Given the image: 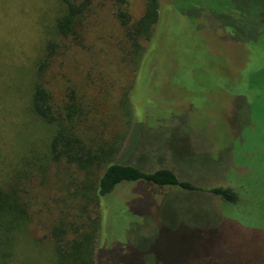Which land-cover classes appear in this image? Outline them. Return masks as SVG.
<instances>
[{"label": "rangeland", "instance_id": "rangeland-1", "mask_svg": "<svg viewBox=\"0 0 264 264\" xmlns=\"http://www.w3.org/2000/svg\"><path fill=\"white\" fill-rule=\"evenodd\" d=\"M146 2L127 0L133 21ZM61 3L0 0V186L22 173L33 217L8 264H53V226L85 231L93 219L96 264H264V0H158L157 27L138 56L113 3L96 0L82 43L58 40L43 83L61 109L75 92V132L93 148L126 133L116 160L172 169L193 187L124 182L86 212L74 197L86 175L45 168L52 131L30 107Z\"/></svg>", "mask_w": 264, "mask_h": 264}, {"label": "trees", "instance_id": "trees-1", "mask_svg": "<svg viewBox=\"0 0 264 264\" xmlns=\"http://www.w3.org/2000/svg\"><path fill=\"white\" fill-rule=\"evenodd\" d=\"M95 1L61 0L62 13L55 24V35L58 39L52 38L47 42L37 64V78L31 88L30 107L34 116L48 125L52 131L45 158L48 159L43 163L45 168L60 163L69 167L75 165L86 175L87 178L79 180L80 183L75 181L74 190V197L81 201L80 210L83 212L88 211L93 204L97 205L99 197L110 195L124 182L145 181L158 186L192 189V185L179 180L172 169L144 172L133 164L116 160L126 133L119 136L114 143L93 148L75 132L73 126L75 117L81 113L75 92L68 94V102L61 109L55 106L51 93L45 87L43 80L46 71L51 66L54 56L64 47L58 40L82 43L85 17ZM107 1L113 3L115 16L125 30V36L133 47L134 55L138 56L143 49L141 41L151 39L157 27L160 18L158 0H147L145 11L137 21L131 18L127 0ZM127 115L131 117L129 110ZM102 169V175L96 177V172ZM17 177L13 179L17 181L16 184L8 181L0 186V264L9 263L15 254L16 241L28 235V228L33 221L30 202L20 194L24 175L21 173L20 177ZM27 179H30L29 174ZM211 192L228 203L239 202V196L233 189L217 188ZM81 226L82 223L64 221L53 226L51 238L56 255L53 264H96L94 244L100 224L97 219H93L90 223H85L84 228H88L87 230L82 231Z\"/></svg>", "mask_w": 264, "mask_h": 264}]
</instances>
